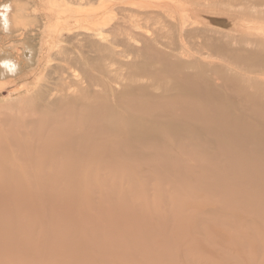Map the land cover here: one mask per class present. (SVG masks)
<instances>
[{
    "label": "rangeland",
    "instance_id": "rangeland-1",
    "mask_svg": "<svg viewBox=\"0 0 264 264\" xmlns=\"http://www.w3.org/2000/svg\"><path fill=\"white\" fill-rule=\"evenodd\" d=\"M260 1L0 0V264H264L263 152L233 166L217 146L202 149L193 135L187 147V137L162 131L168 148L185 141L178 161L164 159L156 142L115 149L109 142L125 140L128 119L141 112L75 103L93 90L112 101L132 84L173 93L164 85L179 76L162 72L137 33L173 60L243 73L200 34L213 36L226 19L235 36L259 42ZM256 42L242 44L244 57L260 49ZM61 94L69 102L58 108ZM96 117L113 129L100 133L90 125ZM258 146L264 151V141ZM129 210L145 223L132 226Z\"/></svg>",
    "mask_w": 264,
    "mask_h": 264
},
{
    "label": "bare ground",
    "instance_id": "bare-ground-1",
    "mask_svg": "<svg viewBox=\"0 0 264 264\" xmlns=\"http://www.w3.org/2000/svg\"><path fill=\"white\" fill-rule=\"evenodd\" d=\"M255 2L261 3L260 0H255ZM231 12H233V10ZM231 25L232 23L230 22L229 24V20L227 21L226 19H219L218 27L215 30V34L213 36L202 33L200 34V37L204 39L207 45L215 46L221 51V53L223 52L225 55L229 56L233 55L231 62L232 64H236L234 68L237 70L241 68V71H244H242L243 73L234 72L232 69L233 67L230 68V66L229 69L225 66H213L206 63L194 64L193 62L184 61L182 59L173 60L170 53L168 54L165 50H161L156 47L154 48L150 38L137 33L139 34V38H143L142 43H144L145 47L143 52L146 51L150 53V55L156 60L163 62L164 66H162V72L165 71L169 74L171 73L172 77L175 78L179 76V80L172 82L168 86L162 84L168 87L167 90H172L173 93L170 96L163 94L157 95L153 94L149 87L138 85L135 86V84H132L130 86H126L123 88L124 90L120 92L113 93L114 96L112 101H109L103 92L99 93L96 90H93L90 92H84L83 95L80 96L81 98L79 100H75V103L81 104L84 109L87 108L85 109L86 111L88 108L92 109L94 107H100L103 105L109 106L110 104H115V106H123L124 104H128L130 107H132L134 112H141L139 117L137 116L135 118L128 119L129 127L126 130L127 136L125 140H111L109 142L115 149H120L124 145L129 144L139 143V145H147L149 143L156 142L161 144L160 148L164 149L165 153H159L161 156H164V159H173L178 161V150L182 147V143L185 141H177V143L175 142L172 147L168 148L163 143V137L158 134V131H162V133L167 136L179 135L181 140L187 137L185 139L187 147L193 146L189 142L193 138V135L198 138L197 140L200 143L202 149L210 150L212 147L217 146L225 153L226 158L232 163L233 166H235L239 160L246 162L247 158L244 155H252L255 152L264 153L263 149L258 146V143L264 141V38L259 40V42H256L255 40H248L246 37H237L231 32L235 30V28L231 27ZM224 26L225 28H223ZM261 30L262 29L260 28V32ZM129 31L132 33V35H134L135 32H132L135 31L134 26H131V30L129 29ZM249 41L252 43L256 42L261 47L257 51L254 50L252 52L251 50V53L244 57L243 51H245V48L243 49L242 44L250 43ZM235 42L238 44V46H233V43ZM97 56L98 55L95 57L97 58ZM99 57L100 56H98V58ZM96 60L97 59L93 60V62H96ZM86 78H88V76ZM91 80L93 81L96 79L91 78ZM92 83L90 82V84ZM92 86L93 84L91 87ZM77 92L79 91L77 90ZM223 93L227 95V102H224L223 100ZM66 94L65 96L63 94H61V96L57 95L56 100L54 99L55 101L52 104L54 106H58V108L66 105L69 102ZM141 95L147 98L149 103L143 105V102L140 100ZM48 106L52 105L50 104ZM66 106H68V104ZM204 107L208 108L210 115H205V113H203ZM155 108H160L162 112L156 116H153L149 111ZM94 117L95 116L91 114L86 116V118L91 121ZM209 118H212V122H209ZM96 119L97 121L92 122L90 125L96 127L100 133H103L108 129H113V127L108 124L107 118L98 119L96 117ZM210 123L214 126H211ZM214 127H216L217 132L215 131ZM208 135L210 137H208ZM220 136L223 137V139H226L227 142L232 146L233 153L228 150L226 145L222 143ZM74 141V138L69 139L70 143ZM17 151L19 153V150ZM209 154L211 153L209 152ZM236 154L240 155L239 159L236 158ZM139 155L140 154L135 153L133 156H129L126 153V156L129 158H139ZM210 158L214 159L212 155H210ZM214 174L217 175L218 173L214 172ZM38 196L43 197L41 194ZM249 197L254 200L261 199L260 196L255 194H252ZM53 206L56 207V210L59 209L57 208L59 206ZM129 213L132 215V217H130L132 219V226H138L142 223H145L144 221H139L141 217L138 211L129 210ZM104 220L109 221V218H104ZM127 224L130 225L129 223ZM89 225L91 227L95 226L91 224ZM164 264L181 263L175 259L167 261Z\"/></svg>",
    "mask_w": 264,
    "mask_h": 264
}]
</instances>
